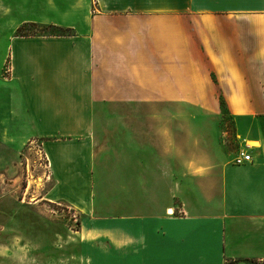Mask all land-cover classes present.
Listing matches in <instances>:
<instances>
[{
	"label": "crops",
	"instance_id": "crops-1",
	"mask_svg": "<svg viewBox=\"0 0 264 264\" xmlns=\"http://www.w3.org/2000/svg\"><path fill=\"white\" fill-rule=\"evenodd\" d=\"M31 142L39 201L82 217L68 255L66 226L26 210L18 259L264 264V0H0V165Z\"/></svg>",
	"mask_w": 264,
	"mask_h": 264
},
{
	"label": "rangeland",
	"instance_id": "rangeland-1",
	"mask_svg": "<svg viewBox=\"0 0 264 264\" xmlns=\"http://www.w3.org/2000/svg\"><path fill=\"white\" fill-rule=\"evenodd\" d=\"M71 33H74V30L60 27L57 29H42V26L35 28L28 25L21 28L17 34L51 35ZM223 105L224 114L220 122L223 129L222 142L227 150L233 153L238 144L232 119L228 114L226 104ZM31 144L32 142L18 153L6 149L2 150L4 163L0 165V264H34L27 257L18 259L17 253L19 251L20 255L23 256L31 250L29 244L30 241L34 240V231L40 230L37 226H33V222L29 221L36 216L34 214L36 212L40 213V217H44L51 222L52 225L47 229L51 230L53 237L57 240L59 239V233L63 234V225L66 226L65 245L68 255L73 254L72 247L76 242V232L80 230L82 216L79 213L64 205L59 206L39 201L46 190V186L43 185L42 179L38 180V177L43 176L46 170L39 153L40 147L37 143ZM46 175H49L48 170ZM32 209L38 211H29L31 213L26 211ZM17 219L20 220L19 233L12 226L13 220ZM58 244L57 248L59 246L64 248L65 246L60 242Z\"/></svg>",
	"mask_w": 264,
	"mask_h": 264
},
{
	"label": "built area",
	"instance_id": "built-area-1",
	"mask_svg": "<svg viewBox=\"0 0 264 264\" xmlns=\"http://www.w3.org/2000/svg\"><path fill=\"white\" fill-rule=\"evenodd\" d=\"M39 153H40V156H41V159L43 160L44 162V167L49 170L50 168V163H49V160L47 158V156L45 154H43V152L41 151V149H39ZM252 161V157L251 155L247 152L246 149H241L238 151V154L237 156L235 157L234 159V162L235 164L237 165H243L245 163H249Z\"/></svg>",
	"mask_w": 264,
	"mask_h": 264
},
{
	"label": "trees",
	"instance_id": "trees-1",
	"mask_svg": "<svg viewBox=\"0 0 264 264\" xmlns=\"http://www.w3.org/2000/svg\"><path fill=\"white\" fill-rule=\"evenodd\" d=\"M30 27H35V28H38V25L36 24H31ZM24 28V27H22ZM48 28H53V29H57L58 27L56 26H45V27H42V29H48ZM21 29V28H20ZM22 36H25V35H34V34H21ZM53 35V34H52ZM54 35H64V34H54ZM253 262V261H251ZM227 264H236V261H228Z\"/></svg>",
	"mask_w": 264,
	"mask_h": 264
}]
</instances>
